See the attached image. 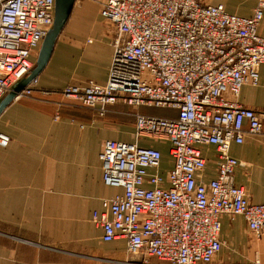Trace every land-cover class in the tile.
Returning a JSON list of instances; mask_svg holds the SVG:
<instances>
[{
	"label": "built area",
	"instance_id": "obj_1",
	"mask_svg": "<svg viewBox=\"0 0 264 264\" xmlns=\"http://www.w3.org/2000/svg\"><path fill=\"white\" fill-rule=\"evenodd\" d=\"M98 3L114 34L107 80L67 86L59 93L69 107L99 118L116 105L175 113L170 118L135 113L132 142L102 144V182L121 192L103 200L102 211L92 215L101 241H124L126 255L136 264L150 259L212 264L224 246V215L242 217L260 239L264 205L251 203L247 191L234 184L240 164L230 147L242 144L246 135H262L264 113L236 100L242 87L257 86L264 74V36L258 33L264 0L249 17L230 15L222 5L203 0ZM53 14L54 0H0V100L29 74ZM37 85L36 78L15 100L31 98ZM9 142L0 133V148ZM152 142L168 146L165 171L164 149ZM202 146H212L216 156L215 178L206 183L201 181Z\"/></svg>",
	"mask_w": 264,
	"mask_h": 264
},
{
	"label": "crops",
	"instance_id": "obj_2",
	"mask_svg": "<svg viewBox=\"0 0 264 264\" xmlns=\"http://www.w3.org/2000/svg\"><path fill=\"white\" fill-rule=\"evenodd\" d=\"M101 1L74 5L48 64L37 77L32 97L13 101L0 115V133L10 140L6 148H0V264L131 261L124 241H101L102 232L92 222V215L102 211L103 200L121 192L102 182L98 158L102 144L107 140L132 142L134 115L132 126L115 122L109 113L99 118L87 111H63L54 120L57 106L53 102L58 101L57 94L65 87L89 81L103 85L107 80L114 34L111 27L105 29L107 22L100 16L98 3ZM203 1L222 5L228 14L240 17L251 16L258 2ZM258 33L264 36V11ZM40 91L54 94L42 101L38 98ZM236 102L264 113L263 73L257 86L241 88ZM133 109L144 115L158 110L166 114L160 117L175 116L164 109ZM127 128V140H123ZM150 144L162 149L160 143ZM200 151L206 161L201 181L206 183L216 175L215 150L202 146ZM162 153L165 171L170 160L164 150ZM230 155L240 164L234 172V184L247 191L251 203L264 205V121L262 135L244 136L242 144L231 145ZM220 238L224 246L212 264H264V235L255 239L242 217L222 216ZM148 263L163 264L155 259Z\"/></svg>",
	"mask_w": 264,
	"mask_h": 264
},
{
	"label": "water",
	"instance_id": "obj_3",
	"mask_svg": "<svg viewBox=\"0 0 264 264\" xmlns=\"http://www.w3.org/2000/svg\"><path fill=\"white\" fill-rule=\"evenodd\" d=\"M75 2L76 0H54L53 23L40 45L34 65L29 74L15 84L0 100V115L3 110L15 100L16 96L21 93L32 80L39 76L48 64L56 41L70 18Z\"/></svg>",
	"mask_w": 264,
	"mask_h": 264
},
{
	"label": "rangeland",
	"instance_id": "obj_4",
	"mask_svg": "<svg viewBox=\"0 0 264 264\" xmlns=\"http://www.w3.org/2000/svg\"><path fill=\"white\" fill-rule=\"evenodd\" d=\"M260 0H258V2H259ZM81 2H84V1H79V0H76V2H75V5L77 6L78 4H80ZM258 2H257V4H258ZM257 4H256V6H257ZM256 6H255V8H256ZM254 8V9H255ZM105 21V20H104ZM104 24H106L105 22H103V25ZM105 27V26H104ZM110 28V26L108 25V23L106 24V27H105V29H109ZM38 86V85H37ZM48 92H51V91H48ZM38 98L40 99V100H42V101H45L46 100V98H49V97H45V96H42L41 94H39L38 93ZM58 96H59V99H58V101H55V102H53L54 103V105H56L55 103L56 102H58L57 104H61L60 105V108H55V112H54V118H55V116L57 115L58 116V118L60 117V112H66V113H70V112H73V113H80V112H78L79 110L77 109V108H74V107H69V104H71V102L70 101H68V100H66V99H64L63 97H62V95L60 94V93H58L57 94ZM45 98V99H44ZM24 99V98H23ZM65 104V105H64ZM67 105V106H66ZM113 112H109V114H108V116L109 115H111L110 117H112V118H116V120H115V122H119V123H124V124H127V125H130V126H132V124H133V115L135 114V113H140L138 110H135V109H133V108H129V107H125V106H121V107H118V105L117 106H115V107H113ZM60 110V111H59ZM57 111H59V112H57ZM111 111V110H110ZM148 113V112H147ZM150 114H153V115H156V116H162V115H166V114H162V113H159V111L158 110H151L150 112H149ZM126 131H125V134H124V137H122L123 138V140H127V135H128V128L127 129H125ZM132 135H133V133H132ZM162 146H161V148L162 149H164V152H166L167 151V148H168V146L166 145V143H160ZM131 259V258H130ZM130 262H132L131 264H136V260L134 259H131V261ZM103 263L104 264H121V263H123V262H117V261H113V260H110V259H106V260H103ZM128 263V262H127ZM149 264V263H148Z\"/></svg>",
	"mask_w": 264,
	"mask_h": 264
}]
</instances>
